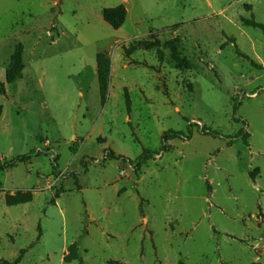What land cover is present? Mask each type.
I'll return each instance as SVG.
<instances>
[{
    "label": "rangeland",
    "instance_id": "rangeland-1",
    "mask_svg": "<svg viewBox=\"0 0 264 264\" xmlns=\"http://www.w3.org/2000/svg\"><path fill=\"white\" fill-rule=\"evenodd\" d=\"M20 155L0 264H80L75 242L85 264H264V0H0V160Z\"/></svg>",
    "mask_w": 264,
    "mask_h": 264
},
{
    "label": "trees",
    "instance_id": "trees-1",
    "mask_svg": "<svg viewBox=\"0 0 264 264\" xmlns=\"http://www.w3.org/2000/svg\"><path fill=\"white\" fill-rule=\"evenodd\" d=\"M127 15H128L127 8L123 4L116 6V7L107 8L104 11L105 21L109 23L115 29L120 28L125 23ZM22 56H23L22 48L18 47L16 52L13 54L11 64L7 69V80L9 82H13L18 77L21 76L22 70L24 67ZM97 61H98V75H99L100 86H101V90L103 93V97L105 98L107 88H108V82H109L110 59L105 53H100L98 55ZM199 132L201 134L211 135V136H219L220 134L207 127L200 128ZM191 135H192L191 132L184 133L182 131L169 130L163 135V139L165 141H168L174 138L190 139ZM237 138H242L246 144H249L250 133L247 130L243 129L237 135L232 137L231 142ZM109 154L112 159L123 160V161L129 160L122 155H117L115 152L111 150H109ZM152 155L153 153L151 151L145 150L139 157V164L150 159ZM27 159H28L27 155H20L17 158L11 161H6L4 163H2L0 160V168L2 169L10 168V167L15 166V164L18 161H24ZM32 200H33V196L32 194H29V193H17L16 195H12V194L6 195V202L10 206L28 203V202H31ZM69 249H70L69 250L70 252L65 256L66 262L78 260L80 264H85L83 261L82 255H81L80 245L78 242L73 243ZM175 264H186V263L183 261H179Z\"/></svg>",
    "mask_w": 264,
    "mask_h": 264
}]
</instances>
